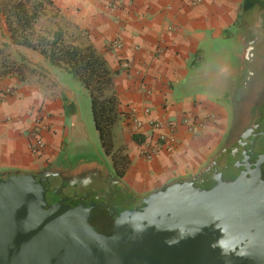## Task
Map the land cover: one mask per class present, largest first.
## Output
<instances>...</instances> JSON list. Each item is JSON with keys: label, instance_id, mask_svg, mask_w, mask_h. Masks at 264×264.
<instances>
[{"label": "crops", "instance_id": "1", "mask_svg": "<svg viewBox=\"0 0 264 264\" xmlns=\"http://www.w3.org/2000/svg\"><path fill=\"white\" fill-rule=\"evenodd\" d=\"M52 1L42 23L58 11L55 19L68 38L93 43L116 72L113 90L122 114L113 127L114 139L117 146H126L131 160L122 179L144 194L197 174L227 136L228 103L239 80L229 79L230 91H226V74L237 69L238 56L245 59L242 44L252 40V33L264 30V0H203L198 5L189 0H124L121 7H110L107 0ZM129 1H133L130 7ZM114 41L121 46H113ZM2 45H8L17 59L25 57L36 70L28 72L25 80L0 73V171L42 170L65 158L86 156L87 150L73 154L67 150L69 137L81 138L77 100L68 79L72 73L38 50L13 43L0 8ZM124 59L132 66L121 67ZM146 107L150 113H145ZM133 110L144 122L143 135L154 119L180 120L193 113L214 114L215 120L198 136L180 127L181 144L175 152L163 149L146 158L127 119ZM38 113L48 124L42 132L48 148L42 155L30 149ZM106 157L112 169L111 156Z\"/></svg>", "mask_w": 264, "mask_h": 264}, {"label": "water", "instance_id": "2", "mask_svg": "<svg viewBox=\"0 0 264 264\" xmlns=\"http://www.w3.org/2000/svg\"><path fill=\"white\" fill-rule=\"evenodd\" d=\"M257 35L242 44L251 64L234 126L197 174L141 194L101 153L0 171V264H264V121L257 117L264 40Z\"/></svg>", "mask_w": 264, "mask_h": 264}, {"label": "trees", "instance_id": "3", "mask_svg": "<svg viewBox=\"0 0 264 264\" xmlns=\"http://www.w3.org/2000/svg\"><path fill=\"white\" fill-rule=\"evenodd\" d=\"M53 5L52 0L0 1L13 43L38 50L52 64L71 72L87 88L101 145L111 156L112 171L122 178L131 160L126 146H117L114 139L113 127L122 114L119 97L113 90L116 72L93 43L80 44L68 38L64 27L55 19L58 11L48 17L47 24L42 23ZM35 70L25 57H14L8 45L0 46L2 75L16 74L19 79L25 80L28 72ZM133 138L138 142L145 140L142 134L134 133Z\"/></svg>", "mask_w": 264, "mask_h": 264}, {"label": "built area", "instance_id": "4", "mask_svg": "<svg viewBox=\"0 0 264 264\" xmlns=\"http://www.w3.org/2000/svg\"><path fill=\"white\" fill-rule=\"evenodd\" d=\"M191 5H198L203 2V0H189ZM133 1L128 2V6L132 5ZM107 4L110 7H121L124 4V0H107ZM113 46L120 47L119 41H114ZM121 67L129 68L132 66V62L129 59H124L120 62ZM150 108L146 107L144 109L145 113H150ZM136 110H133L127 114V119L129 123L132 124V134H142V128L144 122L141 121L136 114ZM215 120L214 114H193L185 115L180 120L176 118L169 117L165 120L154 119L150 121V131L146 133L145 140L141 142L140 153L143 157L151 158L153 155L161 150H167L168 152H175L181 144V139L179 137V129L183 127L185 132L192 136L201 135L208 125ZM48 124L44 120L41 114H37L36 126L32 131V143L31 151L33 154L42 155L45 154L48 148V142L43 136V128H47Z\"/></svg>", "mask_w": 264, "mask_h": 264}, {"label": "rangeland", "instance_id": "5", "mask_svg": "<svg viewBox=\"0 0 264 264\" xmlns=\"http://www.w3.org/2000/svg\"><path fill=\"white\" fill-rule=\"evenodd\" d=\"M238 66L237 69L233 72L232 70L227 71V82L225 83V90L230 91V85L231 80L235 78L234 76L238 77L239 82H237V86L239 90L238 92H241V89L243 88L244 84L243 82L246 79V76L248 73L247 66L244 65V57L241 58L238 56L237 58ZM241 64V65H240ZM242 65H244L242 67ZM240 66V68H239ZM261 78V71L257 72V75L252 77L251 79V91L255 94L259 91V85L258 82ZM70 82H72V89L75 93L76 100H77V106H78V122L80 125H78V129L80 128L81 138L79 139L77 136H74V138H68L69 147L67 148L69 154H73L75 151L80 152V149L87 150L88 154L86 156L94 155L98 156V153L103 154L106 157V153H104L103 147L101 145L99 132L96 128V124L93 118L92 113V107H91V97L89 94V91L87 88L78 80L74 75L69 74ZM239 98H232L231 101H229V112H230V123H229V129L233 127L232 120L234 119L235 115V108L237 106V101ZM228 101V100H227ZM68 127L69 129L72 128L71 120H68ZM76 135V134H75ZM80 157V155H77L76 158ZM108 160V159H107ZM109 163V162H108Z\"/></svg>", "mask_w": 264, "mask_h": 264}, {"label": "flooded vegetation", "instance_id": "6", "mask_svg": "<svg viewBox=\"0 0 264 264\" xmlns=\"http://www.w3.org/2000/svg\"><path fill=\"white\" fill-rule=\"evenodd\" d=\"M263 23H264V21H263ZM263 27H264V24H263ZM256 37H259V38H261V40H264V30H262V32L259 30L258 35H257ZM243 61H244V65L247 66V70H248V66L251 64V62H250L248 59H244ZM244 65H242V67H243ZM246 77H247V76H246ZM234 81H235V83H236V80H234ZM245 81H246V79H245ZM245 81L243 82V84H245ZM238 87H239V86H236V87L234 88L235 91H233V95L230 96L229 101H231L232 98H240V94H241V92H238V91H237V90H239ZM259 111L261 112V109H259ZM257 117H258V118L261 117L262 121H264V114H263V113H259ZM257 117H256V119H257ZM254 120H255V119H254ZM253 122H254V121H253Z\"/></svg>", "mask_w": 264, "mask_h": 264}]
</instances>
